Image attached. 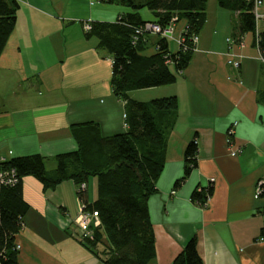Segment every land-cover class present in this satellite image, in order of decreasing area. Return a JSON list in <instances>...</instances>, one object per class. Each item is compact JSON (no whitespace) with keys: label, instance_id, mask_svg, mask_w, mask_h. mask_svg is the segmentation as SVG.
I'll use <instances>...</instances> for the list:
<instances>
[{"label":"crops","instance_id":"0c3cea01","mask_svg":"<svg viewBox=\"0 0 264 264\" xmlns=\"http://www.w3.org/2000/svg\"><path fill=\"white\" fill-rule=\"evenodd\" d=\"M16 1L15 22L0 50V159L39 153L51 173L54 155L77 147L75 124L95 121L103 135L125 129L124 102L110 81L112 57L96 36L86 35L84 22L114 20L130 8L89 0ZM256 10L257 32L264 29V0ZM139 12L151 17L147 8ZM235 31L236 13L207 0L196 48L176 79L128 90L135 99L177 98L156 191L147 199L155 250L147 264H171L193 234L202 264H264V61L256 33L237 40ZM156 39L148 34L143 50L153 51ZM168 47L176 49L175 38ZM193 137L196 165L174 188ZM208 184L212 192L204 203L193 202L191 191ZM75 186L64 178L44 190L37 178L23 176L29 207L14 234L17 264H105L70 227ZM87 194L85 187L87 201L95 197Z\"/></svg>","mask_w":264,"mask_h":264},{"label":"trees","instance_id":"16d2710c","mask_svg":"<svg viewBox=\"0 0 264 264\" xmlns=\"http://www.w3.org/2000/svg\"><path fill=\"white\" fill-rule=\"evenodd\" d=\"M126 5L130 10L114 20H92L86 35L97 37L99 46L112 57L110 81L113 93L124 102L125 129L103 135L95 121H84L72 128L76 149L54 155L55 167L49 173L44 157L29 153L0 160V169L14 167L15 184H0V264H17L18 249L14 234L20 229L21 215L29 207L22 196V178L32 175L42 189L52 188L64 178L76 185L94 177L96 195L87 201L85 190L79 193L90 210L98 213L99 225L91 236L79 241L105 264H147L154 257V233L147 199L156 191V179L164 164L167 137L177 116L174 94L135 99L128 90L173 82L188 64L197 35L206 19L207 0H97ZM95 2V3H96ZM220 6L236 13L238 40L246 31L255 32V40L264 48V29L256 32L255 0H217ZM16 0H0V50L13 28ZM140 8L151 12L143 18ZM176 16L174 24L182 26L183 41L176 49L168 47V38L156 34L155 49L145 52L144 43L152 32L135 33L144 20L164 26ZM180 20V22H179ZM134 36H136L135 41ZM264 58V51L261 52ZM197 143L191 138L183 151V169L175 178L176 188L196 165ZM131 164V165H129ZM136 166L141 172L138 178ZM212 192V185L196 186L190 199L201 205ZM196 235H191L171 264H202Z\"/></svg>","mask_w":264,"mask_h":264},{"label":"built area","instance_id":"2783aa9c","mask_svg":"<svg viewBox=\"0 0 264 264\" xmlns=\"http://www.w3.org/2000/svg\"><path fill=\"white\" fill-rule=\"evenodd\" d=\"M96 1L97 0H89L91 4H94ZM260 1L261 0H255L254 12H255L256 19L259 16V12L256 10V6L260 3ZM175 19H176V16H173L171 22H169L168 24L164 26H161L158 22L147 19V20H144L142 24L135 27L134 31L137 34L143 33L145 31H149L152 33L157 32V33H160L161 35L166 36L168 39L175 38L177 44H179L183 41V37L180 34L183 28V24L182 26L176 27V25L174 24ZM84 28L85 30H88L90 28L89 21L84 22ZM135 39H136V36H134L133 40L135 41ZM197 40H198L197 35H193L191 39V41L195 43L193 49L196 48ZM258 48L260 50V53L264 51V48H260L259 46ZM261 58L264 61L262 53H261ZM233 123H235V121ZM233 123L228 128V134H231L234 131ZM229 149H230L229 150L230 154L234 155L236 153V148L229 146ZM16 181H17V176L15 173L14 167H7V168L0 169V184L12 185V184H15ZM76 187H77V192H78V197H79V207L74 217V221L82 230L80 234L81 237L91 236V234L93 233V228L99 225L100 223L98 213L95 210L88 209L85 205V202L79 196V193L85 190V187H86L85 182H80L78 185H76ZM261 190H262V187L260 186V182H258L257 187H256V194L260 192ZM18 247H19V244L15 242V248L18 249Z\"/></svg>","mask_w":264,"mask_h":264},{"label":"rangeland","instance_id":"374dc122","mask_svg":"<svg viewBox=\"0 0 264 264\" xmlns=\"http://www.w3.org/2000/svg\"><path fill=\"white\" fill-rule=\"evenodd\" d=\"M180 22V20H179ZM154 34H160V33H154ZM170 39V38H169ZM172 39V38H171ZM175 43L177 45V42L175 40ZM87 185H86V189L88 191V194H87V198L89 197H92L96 195V188H95V184H94V177L92 175L89 176L88 180H87ZM77 190V187L75 186V198H76V212L78 211V207H79V197H78V192L76 191ZM75 212V214H76ZM75 216V215H74ZM72 216V217H74ZM71 229H74L78 234H81V228L73 221L70 225Z\"/></svg>","mask_w":264,"mask_h":264},{"label":"water","instance_id":"95a60500","mask_svg":"<svg viewBox=\"0 0 264 264\" xmlns=\"http://www.w3.org/2000/svg\"><path fill=\"white\" fill-rule=\"evenodd\" d=\"M129 165H131V164H129ZM131 167L135 170L137 177L141 178V172L138 170V168L136 166H131Z\"/></svg>","mask_w":264,"mask_h":264}]
</instances>
